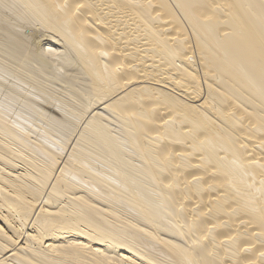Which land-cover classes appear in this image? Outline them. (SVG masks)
I'll use <instances>...</instances> for the list:
<instances>
[{
  "label": "bare ground",
  "instance_id": "1",
  "mask_svg": "<svg viewBox=\"0 0 264 264\" xmlns=\"http://www.w3.org/2000/svg\"><path fill=\"white\" fill-rule=\"evenodd\" d=\"M0 264H264V0H0Z\"/></svg>",
  "mask_w": 264,
  "mask_h": 264
}]
</instances>
